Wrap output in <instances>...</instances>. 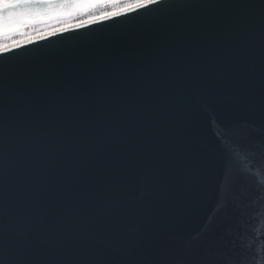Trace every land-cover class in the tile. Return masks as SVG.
I'll use <instances>...</instances> for the list:
<instances>
[{"label": "water", "instance_id": "water-1", "mask_svg": "<svg viewBox=\"0 0 264 264\" xmlns=\"http://www.w3.org/2000/svg\"><path fill=\"white\" fill-rule=\"evenodd\" d=\"M112 1L3 6L0 37ZM0 264H264V0L0 49Z\"/></svg>", "mask_w": 264, "mask_h": 264}, {"label": "bare ground", "instance_id": "bare-ground-1", "mask_svg": "<svg viewBox=\"0 0 264 264\" xmlns=\"http://www.w3.org/2000/svg\"><path fill=\"white\" fill-rule=\"evenodd\" d=\"M139 4H143V3L140 2V0H114L112 2H108L104 5H101L95 9H90L86 12H80V13L76 14L71 20H69L70 22L60 23V24H58L52 28H49V29L43 31L41 34H36V35H31L29 37H26L25 40H30L32 38L34 39L35 37L45 35V34H49V33L55 32L57 30L70 27L72 25L84 23L86 21L96 19V18H100V17L106 16V15H109V14H112L115 12H119L121 10L137 6ZM10 36H12L14 38L18 37V35L16 37V33H14ZM9 40L10 39H6V40L0 39V44H3L0 46V49L8 47V46L11 47L10 44L6 43ZM25 40H22V41H25Z\"/></svg>", "mask_w": 264, "mask_h": 264}, {"label": "snow or ice", "instance_id": "snow-or-ice-1", "mask_svg": "<svg viewBox=\"0 0 264 264\" xmlns=\"http://www.w3.org/2000/svg\"><path fill=\"white\" fill-rule=\"evenodd\" d=\"M68 2V0H0V13L3 11V6H19V5H40V4H53V3H63ZM140 2L147 5H153L159 2V0H140ZM2 19V16H0ZM235 159V156H234ZM230 175V171L228 173Z\"/></svg>", "mask_w": 264, "mask_h": 264}, {"label": "rangeland", "instance_id": "rangeland-1", "mask_svg": "<svg viewBox=\"0 0 264 264\" xmlns=\"http://www.w3.org/2000/svg\"><path fill=\"white\" fill-rule=\"evenodd\" d=\"M70 22L69 20L56 21L50 24L38 25V26H25L19 33V39H24L31 35L41 34L43 31L52 28L60 23Z\"/></svg>", "mask_w": 264, "mask_h": 264}]
</instances>
